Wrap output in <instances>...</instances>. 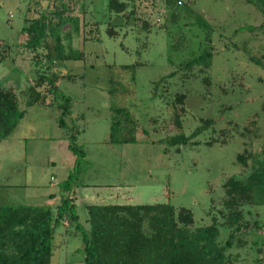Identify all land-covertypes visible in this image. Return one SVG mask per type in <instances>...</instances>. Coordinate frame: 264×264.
I'll return each mask as SVG.
<instances>
[{
	"label": "rangeland",
	"instance_id": "374dc122",
	"mask_svg": "<svg viewBox=\"0 0 264 264\" xmlns=\"http://www.w3.org/2000/svg\"><path fill=\"white\" fill-rule=\"evenodd\" d=\"M140 1L148 32L126 22L130 7L118 15L108 0H0V87L14 92L24 112L0 142V205L48 206L55 214L67 195L60 185L76 158L67 148L68 131L57 123L60 110L26 104L31 82L49 65L45 45L59 42L52 53L56 85L72 101L65 122L84 153L70 194L83 230L89 205L169 203L190 210L193 227L219 218L223 184L249 172L237 155L256 154L264 145V9L257 0ZM62 4L66 12L54 15ZM30 24L33 53L23 46L29 37L22 30ZM206 51L212 53L207 67L185 71ZM176 95L185 96L182 106ZM111 108L129 114L127 122L120 118L117 134L128 142L110 143ZM204 120L212 125L187 144L162 142L190 136ZM250 211L247 220L262 227L236 237L228 251L237 255L234 264H256L257 242L264 239V206ZM226 235L219 226L218 242ZM51 248V264H84L82 234L73 224L57 226Z\"/></svg>",
	"mask_w": 264,
	"mask_h": 264
},
{
	"label": "trees",
	"instance_id": "16d2710c",
	"mask_svg": "<svg viewBox=\"0 0 264 264\" xmlns=\"http://www.w3.org/2000/svg\"><path fill=\"white\" fill-rule=\"evenodd\" d=\"M173 1L165 0L164 3L168 5ZM257 1L261 10L264 9V0ZM139 2L108 0L107 7L110 12L118 15H123L130 7L132 10L126 22L134 23L139 29L148 32L150 24L146 14L138 8ZM65 7V4L58 6L53 14L62 16L66 12ZM34 26L30 24L22 30L29 37L27 43H23L29 53L35 51L34 41L37 39L31 34ZM107 32L110 36L115 34L113 28ZM45 49L48 51L45 61L49 65L46 72L31 82L26 104L56 105L60 110L58 126L68 131L67 148L76 160L73 171L60 185V191L67 195L62 197L55 214L48 206L0 205V264H51V242L55 229L65 221L73 224L76 232L82 234L84 264H234L237 255L228 254V251L233 247L236 237L248 231H258L262 227L258 219L250 223L247 218L252 217V208L264 206V145L256 154L245 150L237 155V161L243 168H249V172L241 179L230 177L223 184L224 198L222 208L218 211L221 224L218 217H213L210 225L193 227L190 210L176 209L169 203L89 205L86 206L89 229L85 231L75 212V198L70 195L76 186L84 153L76 145L75 134L67 129L65 122V118L71 114L72 101L60 93L56 85L60 76L54 71L52 53L58 51L59 42L53 47L45 45ZM4 57L0 54V62ZM211 57L212 53L206 51L187 62L184 69L188 71L196 64L207 67V60ZM47 97L52 100L48 102ZM184 99V95H176L174 101L182 106ZM111 111L114 119L110 127V143L128 142L126 138L118 140L117 134L121 126L120 118L124 117L127 122L129 114L122 108H111ZM23 116L24 112L19 111L14 92L0 87V142L13 132ZM178 116L174 126L180 129L181 120ZM211 125L210 120H204L190 136L177 134L162 142L169 146L185 145ZM245 207L249 209L244 210ZM254 215L258 217L259 212ZM219 226L227 231L222 243L218 242ZM260 240L258 236L257 241ZM237 244L243 246L246 243L239 239ZM257 246L255 262L264 264V239L257 242Z\"/></svg>",
	"mask_w": 264,
	"mask_h": 264
}]
</instances>
